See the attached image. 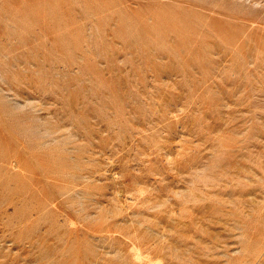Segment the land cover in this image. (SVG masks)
Instances as JSON below:
<instances>
[{
  "label": "rangeland",
  "instance_id": "374dc122",
  "mask_svg": "<svg viewBox=\"0 0 264 264\" xmlns=\"http://www.w3.org/2000/svg\"><path fill=\"white\" fill-rule=\"evenodd\" d=\"M0 264H264V0H0Z\"/></svg>",
  "mask_w": 264,
  "mask_h": 264
}]
</instances>
